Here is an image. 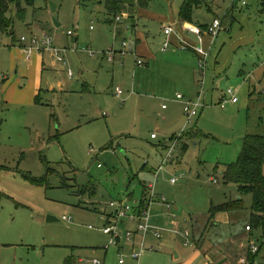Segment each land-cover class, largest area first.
Listing matches in <instances>:
<instances>
[{
  "label": "rangeland",
  "instance_id": "374dc122",
  "mask_svg": "<svg viewBox=\"0 0 264 264\" xmlns=\"http://www.w3.org/2000/svg\"><path fill=\"white\" fill-rule=\"evenodd\" d=\"M184 2L148 0L138 6L140 29L152 40L160 38L161 27L151 18L167 15L170 21H178ZM105 4L106 0H36L24 21L9 13L15 34L1 36L0 83L4 75L12 77L7 72L9 56L19 52L11 47L22 38L29 45L32 35L41 41L46 33L60 49L80 51L67 54L65 67H52V53L46 54L50 70L45 73L42 105L6 107L0 113V185L15 198H3L0 211L21 229L14 243L23 264H64L68 258H74L75 264L81 259L119 264L115 248L104 251L110 245L101 231L106 217L113 215L109 204L131 196L141 199L143 188L155 182L156 201L159 194V204L162 197L166 204L172 203L178 218L188 221L185 232L192 231L194 222L206 227L213 208L240 198L244 208L232 213L233 224L224 230L228 233L217 238L208 230L211 233L205 237L221 248L211 253L221 256L220 250L228 246L225 242L231 243L230 237L238 234L242 224L249 237L248 251L256 244L257 258L264 264V233L248 230L253 196L241 194L223 177L228 165L237 164L244 139L264 136V0H240L233 8L222 0H206L195 21L219 18L223 29L205 75L196 56L187 53L197 60L194 76L188 80L181 70L166 64L150 71L146 65L138 68L131 53L117 55L111 63L101 56L123 44L116 35L120 23ZM134 8L126 11L135 13ZM69 30L77 31L75 39L67 37ZM101 32L105 39L96 40L97 46L92 39ZM83 48L94 56L82 52ZM14 59L17 62L18 57ZM51 87L54 91L47 92ZM120 90L124 94L117 97ZM228 90H234L240 102L224 108L221 103L229 99L224 97ZM178 95L184 100H177ZM201 95L205 107L189 125L185 103L196 102ZM153 134L159 140L154 141ZM177 138L175 153L160 175L146 171L147 166L159 170L166 155L162 144L167 141L171 147ZM91 183L95 193L82 195ZM49 217L57 221L48 222ZM64 217L72 221L64 222ZM196 239V246L202 247L201 239ZM185 242L179 237L156 254L144 255L140 263L127 262L204 264L193 239L190 247Z\"/></svg>",
  "mask_w": 264,
  "mask_h": 264
},
{
  "label": "crops",
  "instance_id": "0c3cea01",
  "mask_svg": "<svg viewBox=\"0 0 264 264\" xmlns=\"http://www.w3.org/2000/svg\"><path fill=\"white\" fill-rule=\"evenodd\" d=\"M138 6L140 5H137L134 8L136 9L135 13H131L125 10L124 13L120 15L123 17V21L120 24L118 23L119 27L116 29L117 38L119 37L120 40H122V43L126 41L129 42L127 53H131L132 56L135 57L136 66H137V60H143L145 63L144 65L148 66L149 71L152 66L156 67L158 66V64H166V66L168 67L174 66V68H178L179 70H181L183 75L187 78V80L189 79V77H191V75L194 76V73H195L194 68H195L196 62L198 60V65L200 62V57L196 54L194 48L197 46H201L205 50L210 51V54H211L212 52L211 50L213 48L211 47V44H212L211 37L207 35L206 33H204L203 42H201L200 39L196 35L188 31L187 27L190 25V23L182 22L180 17L178 21H173V20L170 21L167 15H163V17L156 15L155 18H151L150 15H141V16H147L151 19H156L161 27L160 28L161 37L159 38V36H157V38H154L152 40L148 34H146L140 29L139 21L141 17L138 15V12H139L137 10ZM202 18H204V16H202ZM214 20L215 18L213 20L208 21L207 23H199L200 21H197V22L195 21V23H193L194 25L192 24V26L203 29L204 26L206 27L208 25H212L213 24L212 22ZM56 27L59 28L60 25H57L56 23ZM168 27L174 28V32L172 33L171 36H167L165 34V29ZM68 32L66 33L67 37L69 39H73V38L75 39L77 31L75 32L74 37H69ZM204 32H206L205 29H204ZM34 36L32 35V37ZM102 38L105 39L104 32H101L97 36L96 39L93 38L92 42L95 45L99 46L96 40H100ZM182 40L185 41L186 44H184ZM155 41L157 43L154 44ZM168 43H169L168 49L164 50L165 45ZM25 47L26 45H24L22 42H20L18 45H14L13 47H11L15 49L17 48L19 53H16L15 55L18 57V60L16 62V60L14 59V56H15L14 53L10 54L9 56L10 63H9V67H8L9 69L7 70V72H9V74L12 77L9 78L8 75H4V79L0 83V113L3 112V109H5L6 107L7 108L15 107L17 109H21L25 107L33 108V107L43 104L42 103V93L45 91L44 90V87L46 84V74L45 73L48 70H50V66L48 65L45 59L47 53H50V52L52 53L51 57L54 60L52 67H56L58 64H62L63 67L68 66L67 54L65 56L66 63L63 64V63H60L57 59H55L52 50L50 51L49 50H35L34 53L31 55V57L27 58L25 49H24ZM54 47L59 48L55 44H54ZM169 49H172V51L169 52ZM117 51L118 52L122 51V45L119 48H117ZM187 53H190L191 55L196 56L197 60H194V58H192L191 55L189 54L187 55ZM117 55H120L119 57H124L120 53H117L115 55L114 60L116 59ZM130 55L127 57H132ZM101 56H103L106 59L109 58L106 52L102 53ZM211 57H212V54H211ZM126 58L124 60H126ZM108 62L111 63L109 59H108ZM138 68H141V67H138ZM10 69L12 70L9 71ZM46 90H48L47 92L54 91L52 87ZM119 92H118L117 97L124 94V93L119 94ZM13 96H17L18 99H14ZM224 97H225V94H224ZM37 98L40 99V104L36 102ZM239 102L240 100L238 101V103ZM153 140L157 141L159 140V137L157 136V138ZM169 145H170V142L168 143L167 141L162 144V147L165 148L166 150V154H167V151L169 150V147H168ZM165 157L166 155L164 156L163 161ZM145 169L148 172H153V174L155 175L157 172H161L159 171L160 168L158 171L150 170L148 166L145 167ZM177 184H178V178H177L176 184H172V185L176 186ZM149 186L150 185H147L146 187L143 188V193H142L143 196L141 199H137L136 197L131 196V198H129L128 200H121V201L131 202V200L141 201V200L146 199V197H148ZM160 197L161 196L158 194V199L156 201V204L153 207L154 209L153 225H155V227L166 229L167 231H164V236L161 241L157 240L154 237V235L152 234L153 232L149 234L147 238L148 245L153 246L155 248L154 254L158 252V249L162 248L163 246H167L169 243L175 242L176 239L181 237L185 239L186 242H190V246H192L191 239H193L194 247H196V251L199 254H202V256L204 257V264H239L242 258L248 257L249 251H248L247 246L249 244L248 242L249 237H248L247 232L245 231L246 229L244 228V226H242V224L240 226L238 234H234L233 237H230L232 238L231 243L229 241L225 242L228 244V246L224 247L223 250H220L219 254L221 256L211 253V251L213 252L215 249L220 248V246H218L216 243H213L207 237H205L206 234L211 233L210 231L208 232V230H211V231L213 230L214 232L212 234H214L217 238H220L219 236H221V234L228 233L227 231H224V230L231 227L233 224L232 220L235 217H233L232 213L223 211V213H218L216 217L212 219L211 221H210V214H209L206 227L199 226L196 224V222H194L195 225L193 226L192 231L190 232L188 230L190 233L189 238L186 239L184 238L182 234L185 231L183 230L184 227L188 225L187 224L188 221H182L181 219L178 218L174 207L171 208L170 204L172 203L169 200L168 201L170 204H165V205L159 204ZM3 198H6L7 200L15 199L11 195H9V193L4 191L0 185V206L3 202ZM173 214L176 215L177 217L176 220L173 219L172 217ZM249 220H250V215H249ZM126 228L134 229L135 225H131V226L127 225ZM19 233H21V229H19V225L17 224L14 225V223L9 222L7 218L0 211V264H23L24 259L20 257L18 245L14 243L15 242L14 240L15 238H17ZM196 237L198 239H201L200 241L203 242L204 245L202 247H200V245H198L199 247L196 246V242H197ZM166 239L168 241V244L167 242L164 243ZM185 243H184V246H185ZM190 246H185V247H190ZM115 249L117 251V257H118L120 248L118 247ZM124 249L126 250V255L129 256L131 254V249L127 246H125ZM231 251L233 254L231 253ZM148 253L149 252H147V254ZM232 255H234L235 258H232ZM258 259L259 258H257V260H255V262L252 264H260L259 263L260 259L259 260ZM118 260H120L119 257H118ZM128 261L135 262L131 260L130 258L128 259ZM79 264H81L80 260H79ZM127 264H129V262H127ZM185 264H192V262H186Z\"/></svg>",
  "mask_w": 264,
  "mask_h": 264
},
{
  "label": "built area",
  "instance_id": "2783aa9c",
  "mask_svg": "<svg viewBox=\"0 0 264 264\" xmlns=\"http://www.w3.org/2000/svg\"><path fill=\"white\" fill-rule=\"evenodd\" d=\"M228 3L230 8H233L234 6L239 3L240 0H222ZM245 5V3H243ZM123 21L122 16H118L116 18V22L121 23ZM213 24L206 30V32L202 31L201 28L192 26L190 24L187 29L190 33L196 35L201 42H203V34L206 33L209 35L212 39L211 47H214L218 36L223 29V23L222 20L215 19ZM174 32V28L168 27L165 29V34L167 36H171ZM75 34L74 31H69L68 36L73 37ZM183 41V40H182ZM21 42L26 45L25 53L26 57L30 58L31 55L34 53L35 50H52L53 55L55 59H57L60 63L65 64L66 63V54L69 52H80L78 50H71L68 48L60 49L54 47L53 39L50 35L44 33L42 35V40L39 41L35 36L31 37L30 41L28 42L29 45L26 44L27 40L25 38H22ZM184 44H186L185 41H183ZM169 46V43L165 45L164 50H167ZM129 42L126 41L122 44V51H117L115 49H111L108 53H106L109 57V61H114L115 55L117 53H120L122 56H125L128 52ZM46 48V49H44ZM197 55L200 57L199 62V70L202 71L203 75L206 73V65L208 64L209 57L211 56L210 51L205 50L201 46H197L194 48ZM82 52L88 53L90 56H94L93 51L90 49H82ZM143 60H137V66L142 67L144 65ZM71 74V72H69ZM72 75V74H71ZM123 92L120 91L119 94H122ZM229 97V99H224L222 104V107H226L228 103L236 104L238 103L237 99V93L234 90H228L227 93H225V98ZM177 100L183 101L184 98L181 95H178L176 97ZM205 107L204 101L202 99V95L196 99L195 101L189 100L185 103L184 113L188 118V124L193 122V120L198 117L199 111ZM164 109H166V106H163ZM153 139L157 138V135L152 136ZM180 138H177L175 143L169 147V150L167 151L166 157L163 161V166L160 167L161 171L166 164L170 161V159L173 157L176 146L179 142ZM160 172L156 173V177ZM176 180H172V184H176ZM156 182L153 185H150L149 188V195L146 200L141 201H131V202H125V201H115L109 204V208L111 209L113 215L106 217V227L101 230L104 235L108 236L109 238V246L105 248L104 251H109L110 248H120V252L118 254L119 257V263L120 264H127L128 259L135 262H141L144 258V255L147 254V252L154 253L155 248L153 246L148 245V236L151 232L154 235V237L161 241L164 236V231H167L166 229L155 227L153 225V218H154V205L156 204V198H157V190H156ZM161 202L163 204H166L167 200L162 197ZM173 219L176 220V215H172ZM64 222H70L72 219H68L67 217L63 218ZM175 223V222H174ZM127 225H135V228H126ZM90 229L95 230L96 228L91 227ZM248 230L250 228L248 227ZM184 238H189V231H184L183 234ZM127 246L131 249V254L129 256L126 255V250L124 247ZM185 246H190V242H186ZM251 253L255 255L259 251V247L255 244L251 248ZM81 264H105V261H101L99 259H82L80 260ZM239 264H252L249 262L248 258H242L240 260Z\"/></svg>",
  "mask_w": 264,
  "mask_h": 264
},
{
  "label": "trees",
  "instance_id": "16d2710c",
  "mask_svg": "<svg viewBox=\"0 0 264 264\" xmlns=\"http://www.w3.org/2000/svg\"><path fill=\"white\" fill-rule=\"evenodd\" d=\"M35 1L36 0H0V41L3 34L7 36H14L15 34L13 19L9 16V13L15 12L17 18L24 21L27 16L28 8H33ZM147 1L148 0H106L105 5L106 10L109 11V15L116 19V17L124 13L126 8L144 5ZM205 2L206 0H185L183 6L180 8L179 17L181 21L190 24L195 23L196 11L201 9ZM210 26L211 25L204 26L202 31H204V29L206 31ZM36 102L40 104V99L37 98ZM1 125L2 122H0V127ZM243 145L244 148L237 164L228 165L223 172V177L225 183L236 185L238 192L241 194H251L253 196L249 220L250 225H248V227L250 230L258 229L262 230L264 233V136H248L244 139ZM87 191L91 194L95 193V186L93 183L89 184L84 190H81V194L83 195ZM241 202L239 198L238 202H231L222 207L213 208L210 213V221L214 219L218 213H223V211L233 213L243 209L244 207ZM233 215H235V213ZM259 251L255 255L248 252L249 255L247 258L250 263H254L255 260H257ZM65 264H75L74 258H69Z\"/></svg>",
  "mask_w": 264,
  "mask_h": 264
},
{
  "label": "water",
  "instance_id": "95a60500",
  "mask_svg": "<svg viewBox=\"0 0 264 264\" xmlns=\"http://www.w3.org/2000/svg\"><path fill=\"white\" fill-rule=\"evenodd\" d=\"M58 25V24H57ZM47 221L48 222H54V221H57V219L54 217H49L48 219H47ZM179 258V256H177V259Z\"/></svg>",
  "mask_w": 264,
  "mask_h": 264
},
{
  "label": "bare ground",
  "instance_id": "6f19581e",
  "mask_svg": "<svg viewBox=\"0 0 264 264\" xmlns=\"http://www.w3.org/2000/svg\"><path fill=\"white\" fill-rule=\"evenodd\" d=\"M106 252V251H105Z\"/></svg>",
  "mask_w": 264,
  "mask_h": 264
}]
</instances>
